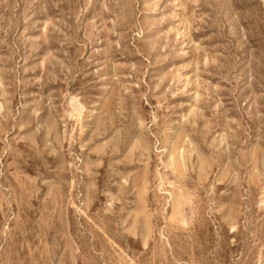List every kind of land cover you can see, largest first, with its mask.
I'll use <instances>...</instances> for the list:
<instances>
[{"label": "rangeland", "instance_id": "1", "mask_svg": "<svg viewBox=\"0 0 264 264\" xmlns=\"http://www.w3.org/2000/svg\"><path fill=\"white\" fill-rule=\"evenodd\" d=\"M0 264H264V0H0Z\"/></svg>", "mask_w": 264, "mask_h": 264}, {"label": "bare ground", "instance_id": "2", "mask_svg": "<svg viewBox=\"0 0 264 264\" xmlns=\"http://www.w3.org/2000/svg\"><path fill=\"white\" fill-rule=\"evenodd\" d=\"M88 0H86V2H87Z\"/></svg>", "mask_w": 264, "mask_h": 264}]
</instances>
